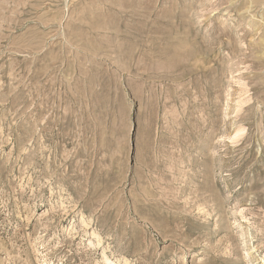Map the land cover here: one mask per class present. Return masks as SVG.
Instances as JSON below:
<instances>
[{
    "label": "rangeland",
    "instance_id": "374dc122",
    "mask_svg": "<svg viewBox=\"0 0 264 264\" xmlns=\"http://www.w3.org/2000/svg\"><path fill=\"white\" fill-rule=\"evenodd\" d=\"M0 264H264V0H0Z\"/></svg>",
    "mask_w": 264,
    "mask_h": 264
},
{
    "label": "bare ground",
    "instance_id": "6f19581e",
    "mask_svg": "<svg viewBox=\"0 0 264 264\" xmlns=\"http://www.w3.org/2000/svg\"><path fill=\"white\" fill-rule=\"evenodd\" d=\"M237 237V240H241V241H248V235H246L245 233L243 232H239V235L236 236Z\"/></svg>",
    "mask_w": 264,
    "mask_h": 264
}]
</instances>
